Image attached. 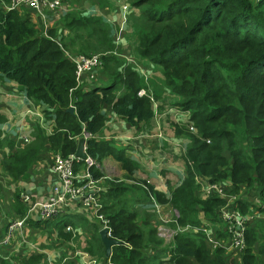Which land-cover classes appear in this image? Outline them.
I'll return each mask as SVG.
<instances>
[{"label":"trees","instance_id":"1","mask_svg":"<svg viewBox=\"0 0 264 264\" xmlns=\"http://www.w3.org/2000/svg\"><path fill=\"white\" fill-rule=\"evenodd\" d=\"M125 1L127 6L139 9L137 14L130 13L136 52L159 67L158 88L164 86L169 94L178 96L175 105L189 112L195 128L191 131L181 123H171L174 134L186 138L185 150L180 154L185 163L184 175L173 183L167 197L153 189L151 183H147V189L159 201L178 210L176 220L181 224H198L199 216L217 220L214 208L222 199L215 194L201 197L197 176L227 182L232 191L241 185L249 188L259 198L256 208L263 215L247 223L241 249H210L202 233L192 231L175 234L166 250L161 246L152 252L150 249L154 247L149 246L161 244L150 222L154 213L126 206L129 185L122 179L106 177L110 186L101 196V209L109 218L112 235L127 243L111 247L110 261L264 264V0ZM19 12L0 6V77L10 79L0 80V84L11 87L15 82L27 98L50 106L48 111L53 112L55 125L46 132L37 123L33 142L23 148L14 135L3 131L0 173L12 179L24 177L44 149L62 155L73 152L82 132L93 134L101 129L106 106L127 123L147 129L153 111L148 98L136 91L150 85L148 81L144 83L130 64L118 67L123 58L112 53L111 27L100 13L70 10L54 27H49L46 35L34 27L29 15ZM56 38L74 52H100L102 65L98 73L103 70L107 80L97 85L91 82L88 88L74 87V65ZM149 82L154 96L159 97L161 92H155V80ZM70 104L73 112L68 110ZM5 119L0 110V125ZM85 146L86 153L96 160L91 167L94 176L102 175L97 164L107 154L118 160L125 177H130L137 167L108 139L90 136L85 138ZM132 185L147 196L145 187L140 188L138 182ZM246 203L244 200L243 206ZM19 204L18 201L15 208L23 214L25 207ZM59 217L44 222L57 221L59 234L70 237L71 232L63 231L66 224L61 225ZM29 222L37 225L41 221L29 219ZM6 224L0 226V264H38L41 253L26 246L16 251L14 242H1ZM95 236L98 237L97 233ZM97 239L98 251L103 254ZM86 248L92 250L90 245ZM21 251H26L25 255L20 256Z\"/></svg>","mask_w":264,"mask_h":264},{"label":"built area","instance_id":"2","mask_svg":"<svg viewBox=\"0 0 264 264\" xmlns=\"http://www.w3.org/2000/svg\"><path fill=\"white\" fill-rule=\"evenodd\" d=\"M2 7L5 10H18L23 7L32 9L41 23L44 32H47V34L50 27V25L48 26V20L51 18L48 17V14L52 11L65 12L70 9L65 0H6V2H3ZM57 41L64 54L74 65V87L82 86V88H88L89 83L95 81L94 79L98 74V70L101 68V53L92 52L85 54L74 52L65 48L59 40ZM113 41L115 43L118 41L117 34L114 36ZM112 53L123 58V61L126 64H130L132 69L142 74L144 79L146 78V74L143 73V67L134 62V55L120 54L115 48H113ZM144 83L147 84V80H144ZM136 93L148 98L153 111L151 119L156 118L158 100L155 98L152 88L150 86L147 88L140 87ZM161 100H164V98ZM32 101L34 102L35 107L27 108L25 111L27 117H24L29 120V123L25 122L19 124V131L22 132L18 134L14 133L16 136H14V138L16 142L18 141L19 145L30 143L34 139L33 133L37 123L40 127L45 128L46 132L47 130H52V127L55 125L53 112L46 110L45 105L37 104L34 100ZM167 109L173 113V123H181L189 130L195 131L187 110H182L177 105H171ZM155 124L157 125L158 123L155 122ZM3 131L4 127L0 125L1 137L3 136ZM146 134L147 132H145V135ZM82 135L84 136L83 157L76 156L73 151L66 155H62L60 152H55L46 158L45 161L48 162L49 168L54 177L52 176L51 187L44 197L33 199L26 188L22 187L20 189L17 186H13L18 188L19 199L24 203L25 211L22 216L7 222L3 235L4 237L1 242L4 244H10L16 239L17 241L14 250L18 251L21 246H26L33 252H42L45 254L47 258L46 264H60V262H63V260H60L61 254L53 255L56 250L49 253L45 251L40 244H36L29 240L24 234V228L26 220L34 219L38 221H47L67 212L68 208L75 204L77 207H82L91 213L94 219L98 221V230L105 228V234L108 238H116L112 235L109 218L101 209L102 203L100 199L107 189L105 183L106 177L102 175L94 176L92 174L91 167L96 165V160L85 151V138L90 136L97 138L98 136L96 133L90 134L88 132H86V134L82 132L81 136ZM138 135H143V133ZM151 135H156L158 138H162L167 142L169 141L170 136L169 134L162 132L161 129L151 133ZM133 137L134 136H131L127 140H131ZM184 142L183 144L177 142L178 147L173 143V150L179 153L183 152L185 150ZM76 164L79 165L75 167ZM159 178L162 179L163 177L159 176ZM196 180L199 184L198 189L201 197H208L211 194H215L222 199L221 203L214 208L217 220L212 221L207 217L199 216L200 220H198V224L193 225L189 222L183 224L178 223L176 220V217L179 215L178 210L167 202L159 201L154 194L147 189L146 185L149 182L144 175H138L137 179L131 178L129 183L138 182V184L146 188L147 201L145 203L147 204V209L155 215V219L152 221L156 230L155 234H157L156 236L160 237L162 240L168 239V242H171L172 237L177 233L198 231L202 233L203 238L210 249H215L217 247H222L225 250H234L235 248L236 250L241 249L245 244V229L247 223L254 217H261L263 215V213L256 208L258 204L255 205V212L248 213L244 208H241L245 207L248 202L243 206L245 199L241 198L239 194L236 193L238 190L234 191V193L227 190L228 187L232 186L231 184L217 180H206L198 176L196 177ZM175 183H178V181L174 182V184ZM165 196L167 197L168 195ZM256 200L260 204L259 198H256ZM164 209L167 210V213L160 214ZM65 229L71 230L72 227L66 225ZM218 231L221 232V235L217 234ZM120 244L127 243L121 240ZM77 253H79L78 255L80 256L82 264H99L98 260L95 257L90 256L86 251H74L70 252L69 255L73 256ZM110 253L111 248L109 255Z\"/></svg>","mask_w":264,"mask_h":264},{"label":"crops","instance_id":"3","mask_svg":"<svg viewBox=\"0 0 264 264\" xmlns=\"http://www.w3.org/2000/svg\"><path fill=\"white\" fill-rule=\"evenodd\" d=\"M70 1L72 2V0ZM70 7L74 10L72 6ZM69 10L60 12L61 15L59 16V20L62 16L68 13ZM51 26H53L52 22L50 24V27ZM0 80L10 79L0 77ZM13 83L15 84V82ZM14 84L11 87L0 84V107L3 108V112L6 115V119L2 126L4 127L6 134L13 135L14 133L18 134L22 132L19 131V124L29 121L28 119H25L27 117V114L25 113L26 109L35 107L34 102L31 99L29 102V98L26 97L19 85L17 86ZM97 84L99 83H91V85ZM7 89H14L16 93L8 94L6 93ZM164 114L173 116V113L168 109H163L161 111V115ZM105 115L106 118L103 126L98 132H96L98 136L97 138L108 139L115 149H122L124 156L135 161L137 167L132 171L130 177H125L124 170L120 167L118 160L115 159L113 155L107 154L102 157L100 164H97L102 176L116 177L117 179H122L124 182L127 181L129 183L131 178L137 179V176L142 174L146 177V180L151 183L153 189H156L165 195H169L170 187L174 185V182L180 181L184 175L185 168V163L180 156L181 153L173 151L171 146L174 141L179 142V139H185L184 136L174 134L171 127L173 120H169L164 116L165 123L155 121L158 123L156 125L154 120H152L155 118H152L146 125L147 129L144 130L142 126L141 128H136L130 123H127L124 119L111 112L108 106H106ZM158 129H161L162 132L170 135L168 142L162 138H158L156 135H151V133L156 132ZM145 132H147L146 135ZM140 133H143V135L139 136L138 134ZM131 136L134 137L131 140H127ZM19 146L23 148L25 144ZM44 150V152H47V155L42 157V154L44 153L42 152V154L32 163L33 166L28 170L27 177L14 179L9 177L11 181H9V186H7L4 178L6 175L3 173L0 175V222L3 224L23 215L18 212L19 210L17 206L15 208L16 201L18 202L20 200L15 199L13 192L15 189L11 185L17 186L20 189L22 187L26 188L33 199L44 197L51 187V180L54 175L49 168L48 162L45 160L52 154V152L49 148ZM161 155L165 156L161 157ZM159 176L163 178L160 179ZM105 183L108 188L110 186L109 182L105 181ZM130 184L133 183L131 182ZM140 186V188L143 187L142 185ZM240 188L241 186H239L237 190ZM131 191L135 193V199L132 206L134 205L137 209L139 208V212H149L147 210V204L145 203L147 196L143 194L144 191L142 192L136 187ZM20 203L25 207L22 201H20ZM61 217L63 220H59ZM61 217L58 218L61 225L66 224L72 227L71 230L63 228L65 233L69 231L71 232L70 237H67L64 234H59L55 227V222L57 221L47 222L46 224L44 221H41L40 224L32 225L29 220H26L24 234L32 242L40 244L45 251L52 253L56 250L53 255L61 254L60 260H63V262H60V264H82L80 256L78 255L79 253L73 256L69 255L70 252L74 251H86L90 256L95 257L99 264H113V262L110 261L109 256L104 255V247L98 234V221L94 219L88 210L82 207H77L75 204L70 206L67 212L62 213ZM152 217L155 219L154 215ZM151 219L150 222H152ZM96 233L98 237L95 236ZM53 236L55 237V240ZM97 238H99L102 244L103 254H100L98 251L100 249V246H98L100 243ZM16 241L17 240L14 239V244H16ZM89 245L92 248L91 251L86 248ZM25 252L26 251L19 252L20 256L25 255ZM35 253H41L42 255L41 261L38 264H46V255L42 252Z\"/></svg>","mask_w":264,"mask_h":264},{"label":"rangeland","instance_id":"4","mask_svg":"<svg viewBox=\"0 0 264 264\" xmlns=\"http://www.w3.org/2000/svg\"><path fill=\"white\" fill-rule=\"evenodd\" d=\"M65 1H66V4L69 6L70 10H72V8L70 7V6H72L74 10H80V12L82 14L84 11L89 13V10L91 12L94 11V12L100 13V16L102 17V19L104 21L106 20L105 22L108 23L111 27V33L109 35L110 39L114 40V36L116 34L118 35V41L116 43L113 41L114 42V48L116 49V51L118 53L124 54V55H134V62L136 64L140 65L141 67H143V73L146 74V78L144 79L142 74H140L138 72L137 73L141 76V78L143 80L148 81L151 88H152V84L149 82V80H153V81L155 80V82H156L155 92H157V93L161 92L159 94V97H157V98L155 97L158 100L157 116L155 119H152V120H154V122L158 121V122H164V123H165V117H167L169 120H174V117L170 116L169 114L161 115V111L163 109H167L171 105H175L174 102L178 99V96L170 95L167 92V89H164L165 88L164 86L162 87V89L158 88L159 87V85H158L159 80H161L160 74L158 71L159 67L155 63L150 61L149 59H147L145 57L142 58L136 52V34H135V29L133 27V24L131 23L130 13L132 12L133 14H137L139 9L137 7L131 8V7L127 6L125 3L126 2L125 0H101V2L99 0H98V2H97V0H72V2L70 0H65ZM3 2H6V0H0V6H2ZM19 11H20L19 12L20 14H24L27 16L29 15V18L34 23V27L39 29V31H41L43 34H47V32L46 33L44 32V29L41 26V23L39 22L38 18L34 14V12H32V10H30L27 7H23L21 9H19ZM60 15L61 14L59 11L50 12L48 14V17L49 18L51 17V18L48 20V26L51 24V22L53 23V26H55L56 22L59 20ZM121 62H119V64H118L119 68L122 65L124 66L126 64L124 61L122 63ZM107 78H108V75H106L104 73V71L101 70L97 74L96 78L94 79L95 81H93L92 83H95V82L96 83H103L104 81L107 80ZM6 93L14 94V93H16V91L14 89H7ZM162 98H164V100H161ZM45 108L47 110H51V107L48 105H45ZM0 110H3V108L0 107ZM42 129L46 131L45 128L42 127ZM184 141L186 142V138L185 139H179V144H183ZM177 142L178 141H174L173 143L176 144L175 146L178 147ZM44 151L45 150H43L42 152H44ZM173 151H175V150H173ZM46 155H47V152H44L42 154V157H44ZM164 156L165 155H161V157H164ZM0 175H2V173H0ZM26 176L27 175H25L22 178H25ZM4 178H5V184L7 186H9L10 180L6 176H4ZM126 184L129 185V188L125 194V199H126L125 205L130 207L133 204L135 193L133 191H131V189L133 188V185L128 183L127 181H126ZM11 186L13 187V185H11ZM13 188L15 189L13 191L14 195H15V199H19L18 188L17 187H13ZM248 189L249 188L243 187V185H241V190L238 193H239V196L241 198L245 199L248 202L247 205L244 207V210L247 211L248 213H253L256 210L255 205L259 204V202L256 200L257 197H254L255 195L252 194L250 191H248ZM227 190L229 192L234 193V191H232L233 189L231 187H228ZM146 201H147V197H146ZM16 204H17V201H16ZM19 205L21 206L22 204H19ZM103 213H104V211H103ZM165 213H167L166 209H164L160 212V214H165ZM1 225H3L2 222H0V226ZM155 233H156V230H155ZM158 238H160V237H158ZM116 239H118V238H116ZM118 240H120V239H118ZM160 240H161V244L155 243L153 246H149V247H154V248L150 249V250H152V252L155 251L153 249H155V248L159 249L161 246L164 247L163 248L164 250H166L169 247L170 242H168V239L162 240L160 238ZM149 247H147L145 250L147 251L149 249ZM147 253H150V252L148 251ZM228 257H227V259H229Z\"/></svg>","mask_w":264,"mask_h":264},{"label":"water","instance_id":"5","mask_svg":"<svg viewBox=\"0 0 264 264\" xmlns=\"http://www.w3.org/2000/svg\"><path fill=\"white\" fill-rule=\"evenodd\" d=\"M68 110L70 112H73L74 110V107L73 105H69L68 107ZM84 134H86V132H84ZM83 142H84V136H79L78 139H77V142H76V146H75V150H74V154L76 156H79V157H83L84 156V151H83ZM98 234H99V238L103 244V247H104V255L105 256H108L109 255V252H110V248L113 246V245H116V244H120L121 241L118 240V239H114V238H108L105 234V228H101L98 230Z\"/></svg>","mask_w":264,"mask_h":264}]
</instances>
